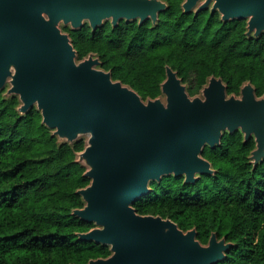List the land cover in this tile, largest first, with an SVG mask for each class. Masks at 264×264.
Here are the masks:
<instances>
[{"label": "water", "instance_id": "95a60500", "mask_svg": "<svg viewBox=\"0 0 264 264\" xmlns=\"http://www.w3.org/2000/svg\"><path fill=\"white\" fill-rule=\"evenodd\" d=\"M200 0H185L191 12ZM213 0L201 3L196 13ZM164 0H0V90L17 95L18 111L36 106L42 122L60 140L73 143L89 135L78 160L91 181L77 190L85 206L73 214L96 226L80 238L110 246L108 257L87 264H215L234 244L213 232L207 244L196 228L184 231L170 218L140 214L133 204L151 192L150 182L164 176H184L194 183L215 174L203 157L206 147L221 145L226 132L240 130L244 141L254 137L250 159L264 160V95L251 82L240 95L227 93L221 77L211 76L202 96H190L186 84L170 66L162 95L143 100L111 71L98 67L90 53L82 60L61 22L72 29L88 23L92 30L110 21L147 19L156 23L167 8ZM222 20L249 19L248 34L264 31V0H214L211 13Z\"/></svg>", "mask_w": 264, "mask_h": 264}, {"label": "trees", "instance_id": "16d2710c", "mask_svg": "<svg viewBox=\"0 0 264 264\" xmlns=\"http://www.w3.org/2000/svg\"><path fill=\"white\" fill-rule=\"evenodd\" d=\"M167 8L153 23L147 19L106 21L92 30L63 26L80 61L94 53L99 68L136 90L143 100L162 96L166 66L175 70L190 96L211 76L221 77L228 95H240L251 82L264 95V34L245 33V21L223 22L202 10L186 13L184 0H164ZM17 95L0 90V264H87L108 257L110 246L80 238L96 224L73 214L85 206L77 190L90 184L78 160L87 139L62 141L42 122L36 106L18 111ZM254 137L226 132L221 145L203 157L215 174L194 183L184 176L151 181L149 194L133 204L138 213L160 215L184 231L196 228L207 244L213 232L234 246L215 264H264V160L250 159Z\"/></svg>", "mask_w": 264, "mask_h": 264}, {"label": "flooded vegetation", "instance_id": "af4514ba", "mask_svg": "<svg viewBox=\"0 0 264 264\" xmlns=\"http://www.w3.org/2000/svg\"><path fill=\"white\" fill-rule=\"evenodd\" d=\"M185 1V0H184ZM183 1V2H184ZM205 0H200L199 1V3H198V5L191 11V12H189V13H194V14H197L196 13V9H197V7L201 4V3H203ZM213 3H214V0L211 2V4L209 5V7H208V9H206L205 11H207L208 12V14L209 15H214V14H218V16L220 17V19L222 20V14L218 11V10H215L214 12H212L211 13V8H212V5H213ZM202 11V10H201ZM200 12V11H199ZM198 12V13H199ZM187 13V12H186ZM249 19H250V17H247V18H244V19H229L228 21H223V22H225V23H230V22H233V21H235V20H244L245 21V23H246V25H245V33L247 34V35H249L248 34V31H249V24H248V22H249ZM63 26H65V25H63ZM62 28V30H63V27H61ZM64 31V30H63ZM65 32V31H64ZM255 32H256V29H254L251 33H250V35H253L254 36V34H255ZM264 34V31H262V33L260 34V35H263Z\"/></svg>", "mask_w": 264, "mask_h": 264}, {"label": "rangeland", "instance_id": "374dc122", "mask_svg": "<svg viewBox=\"0 0 264 264\" xmlns=\"http://www.w3.org/2000/svg\"><path fill=\"white\" fill-rule=\"evenodd\" d=\"M60 27H63V23H62V22H61V24H60ZM10 86H11V84H10V82L8 81L7 84H6V86H5L6 91H7L8 88H10ZM197 95L202 96V90H201V92H200L199 94H197ZM161 97H162L163 101H166V99H165V97H164L163 95H162ZM83 137H85L86 139H88V138H89V135H83Z\"/></svg>", "mask_w": 264, "mask_h": 264}]
</instances>
